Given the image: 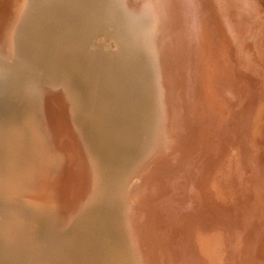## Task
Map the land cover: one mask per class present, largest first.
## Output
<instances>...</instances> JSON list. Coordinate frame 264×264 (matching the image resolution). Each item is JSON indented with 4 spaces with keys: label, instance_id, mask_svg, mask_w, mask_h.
<instances>
[{
    "label": "bare ground",
    "instance_id": "obj_1",
    "mask_svg": "<svg viewBox=\"0 0 264 264\" xmlns=\"http://www.w3.org/2000/svg\"><path fill=\"white\" fill-rule=\"evenodd\" d=\"M10 1H14L13 14L10 20H5V28L1 30L0 27V98L17 96L26 102L31 112L21 117L22 123H16L12 118L9 126L0 124V260L4 264H198L195 259L189 263L187 258L171 250L167 244L170 237L166 239L161 232L167 219L177 221L182 227L188 223L186 214H182L187 203L175 218L169 217V211L165 210V200L176 198L179 191L183 198L189 199L185 193L190 187H185L190 180L186 177L190 169L187 164L200 137H192L190 126L194 109L189 90L195 79L191 70L194 68L189 66V55H192L191 50L196 51V45L193 49L188 48L187 33L192 27L188 30L184 0ZM5 2L7 0H0V8ZM215 2L202 0L212 28L213 41H210L213 43L209 42L210 46L219 42L216 38L220 35L214 34L217 30H221L223 40L228 35L226 17ZM245 5H249V1L244 0L240 6ZM206 24L204 28L209 27ZM231 36H227L229 40ZM99 39L112 41L117 49L113 51L103 43H97ZM233 48L236 58L238 49L235 45ZM230 69L234 70L232 66ZM239 76H236L237 80ZM236 85L233 86L236 88ZM263 102L261 100V104ZM51 103L64 110L75 153L66 152L64 143L61 144L57 137ZM258 103L259 100L256 103L259 106ZM256 109L257 106L251 103L237 111L244 117L240 121L243 131L248 134L253 123L248 114H255ZM77 122L86 126L85 133L83 127H78L82 133L74 129ZM255 124H252L253 129ZM242 138L236 144L252 155L249 147L253 135L250 141L244 139L245 148L241 145ZM254 156L249 160L262 168L264 149L253 153ZM249 160L247 158L246 162ZM179 175L186 178L182 190L177 186L181 183L176 179ZM174 187L175 191L171 193ZM36 197L39 201L34 200ZM77 202L76 209L82 208L80 228L65 229L67 206ZM234 208L240 209L239 206ZM252 218L242 227L245 230L240 240L236 230H241V223L239 229L227 230L226 235L223 233L226 237H222L229 245L225 253L226 264H229L228 255L232 259L230 263H238L237 256H233L236 255L234 250L251 236L246 232L253 223ZM236 221H239L237 217ZM251 232L249 230V234ZM260 233L259 239L264 244V227ZM199 236L196 242L200 244L203 236ZM207 238H211L213 248L221 254L218 256L224 255L220 238L214 235ZM213 250L203 249L208 253L203 259L205 263L219 264L214 261L217 258L213 256ZM237 255H240L239 251ZM260 256L264 254L260 252ZM252 257L247 256L243 263L255 264L256 255Z\"/></svg>",
    "mask_w": 264,
    "mask_h": 264
},
{
    "label": "rangeland",
    "instance_id": "obj_2",
    "mask_svg": "<svg viewBox=\"0 0 264 264\" xmlns=\"http://www.w3.org/2000/svg\"><path fill=\"white\" fill-rule=\"evenodd\" d=\"M246 1L247 2L249 1V5L240 6L241 3L244 2V0H234V1L233 0H216V2H215L217 4L216 7H218V9L221 12H223L224 16L226 17L227 22H225V27L228 31V35H226V39L224 38V40H223L224 35L222 34L220 29L217 30L218 32L216 31V29H218V27H217V25H215L216 26V28H215L216 32L214 34L217 36L219 34L220 38L219 37L216 38V41H219L217 43V45L214 46L213 44H211V46H210L209 42L213 43L212 42L213 37L211 34L212 28L208 22V18H209L208 11H206V9L204 7V3H202V0H198V1L197 0H186V1L184 0L185 5H186V6H184L185 7L184 9L187 12L188 22H189V26H190V28H188V30L191 29V27H192V30H189L188 31L189 33H187L188 34V42L189 41L191 42V43L190 42L188 43V48L193 49V47H195V45H196V47H195L196 51L194 49H193V51L192 50L190 51V49H188L190 51V54H192V55H189L190 60H191V64H192V65L190 64L189 66H190V68H194L191 70L193 72L192 76L195 79V80L193 79L194 82H193L192 90H189L192 93L191 107L194 109V110L191 109L194 112H192V117L190 120V126H191L193 132L191 130L190 131L192 132V135H193L192 137H195V136H196V138H197V136L198 137L200 136V137L196 141V145H195V148L197 147L198 149L197 148L194 149L193 153H192V154H195V152H196V154L195 155L191 154V161L187 164V166H188L187 168H190L192 170L189 169V173H187L189 175H186V177L190 180H188L187 185L185 187H189V186L190 187L187 188L186 191L184 188L183 192L185 191V193L188 195L189 199L183 198V196H181L180 191H179V192H176V194H177V195H175L176 198H170L168 200H165V205L167 204L166 205L167 207L165 206V210L167 212L169 211L168 212L169 217L172 215L175 218L176 217L178 218V214H180V212H183L182 211L183 209H181V208L183 205H185L187 203V205H186L187 207L184 208V212L182 214L183 215L186 214V219H187L188 223H187V225H184L182 227L177 221H175V220L174 221H170V220L168 221V219H167V221L165 222L166 224L164 225V228L161 230V232L163 233L162 235H164V237L166 236L165 237L166 239H168L169 237L171 238V239L169 238L167 240L168 247L171 250H174L178 255H180V257H183V258L185 257L184 259L187 258L189 263L194 262V259H195V263L199 264L200 260L202 259L200 264L201 263L202 264H209L208 262L205 263L203 261V259L205 258L204 256L208 254L206 251H208V250L210 251L211 248H212V250L214 249L213 252L215 251V248H213V247H215L214 243L211 241V238H209L212 235H214L215 237L220 238L219 240L221 241V243L223 245V252H224V255H222L223 257L222 256L219 257L221 254H219L218 251H215L216 253L214 252L213 256L215 255L216 257L215 256L214 257L217 259H215L214 261H215V263L218 262L219 264H226L224 262V260H226L225 253H226V247H228L229 245H226L227 240H225L226 238H224L222 236L224 234L225 235L227 234V232H226L227 230L233 229V231H235V229H239L238 225H239V223H241L240 225H242V226H240V229L243 231L241 232V230H238V232H237V230H236L237 237L240 240L241 237L244 236L243 233H244L245 229H243V228L246 224V220L252 218V216L254 215L252 219H253V223L254 222H256V223H254V224L251 223L252 225L248 226L250 228H247L248 232H246V233H248V235H251V236L247 235L248 236V237H246V239L248 238L246 240L247 243L243 242V245L241 244L240 248L238 246L236 251L234 250V252H236V255H234L235 253L233 252L234 253L233 256L234 257L237 256V258H238L237 264H240L239 262H242L241 264H244L243 262H245V259H247L246 258L247 256H248V258L252 259L253 258L252 256H255V255H256V257H254L256 259L255 264H264V256H262V257L260 256V252H261V254H264V251L262 252V250H264V247H263L264 244L259 239L260 234H261L260 233L261 229H262V227H264V223H263L264 222V220H263V218H264V166L262 168H260L261 165L259 167H257L254 162H251L252 159H251V161L249 160L250 158H255V156L253 157V153H256V152L264 149V141H263V137H264V129H263L264 128L263 127L264 126V123H263L264 122V102L261 104V100L264 101V1H262V0L261 1H259V0H246ZM13 2L14 1L7 0V2H5L3 4L2 8H0V27H1V30L3 28H5L6 22L11 19V15L13 14V9L15 8L13 5ZM197 3H198V9H197ZM202 4H203V6H202ZM238 5H239V7H238ZM246 7H248V8H246ZM243 8H244V10H242ZM248 9L251 10V12ZM196 12H198V14H200V15L198 16V14ZM243 16H244V18H243ZM203 17H204L205 21L202 20ZM200 19H201V21H200ZM5 20H7V21H5ZM202 21L204 24L207 23L209 25V27L206 26V28H204L205 25L202 23ZM199 24H202L203 28ZM215 24H216V22H215ZM196 26H197V28H196ZM197 29H199V30H197ZM202 30L207 34L205 35V33H203ZM200 32H202V33H200ZM189 34H190V36L192 35L191 38H194L195 40L191 39V38H190L191 39L190 40ZM202 34L205 35V39L203 38L204 35H202ZM230 35H232L230 37V40H233V42L230 41L227 37ZM193 40H194V42H193ZM196 40H197V42H196ZM203 40H205L204 42H206V40H207L208 43L202 42ZM210 40H212V41H210ZM108 41L109 40H106V39L105 40L99 39V40H97V43H100V44L103 43L110 50L115 51L117 49V45L113 44L112 41H109V43H108ZM229 41L231 42V44ZM189 44H193V45L191 46ZM232 44L235 45L238 49L239 54L237 53L238 56L236 55V58L233 55V53H234L233 49L234 48H233ZM109 45L112 48H110ZM208 46H209V48H208ZM210 47H211V49H210ZM197 49H198V51H197ZM203 49L204 50L208 49V50L204 51ZM212 54H215V55H212ZM222 55H223V57H222ZM195 56H197L198 58L197 57L195 58ZM215 58H218V59L216 60ZM192 59H193V61H192ZM194 60L196 61L195 62L196 64L194 63ZM233 63H234V65H233ZM223 64L226 65V68L228 67L227 68L228 70H229V66L230 67L232 66V68H234V70L230 69L228 71L225 68V65L223 67ZM235 64H236V66H235ZM193 65H196L197 67L200 66V68L197 69V68H195L196 66H193ZM237 65H239V67H237ZM239 68L242 69V70L240 69L242 71V73L239 70ZM222 69H224V70L222 71ZM235 69L239 70L240 72L236 71ZM216 70H218L217 72H219V74L216 73ZM235 71L237 72V74ZM224 72L230 73V74L227 75ZM240 73L242 75L241 77L239 76ZM215 74L218 76V78ZM224 74H225V76H224ZM194 75H195V77H194ZM212 75H214V76H212ZM234 75L239 76L238 80L236 79L237 78L236 76L234 78ZM226 76H228V77H226ZM239 80H241V81H239ZM234 82L237 85L234 84ZM210 84L212 85V87ZM233 85L234 86L236 85V88ZM230 87L232 88V90ZM233 89H234V91H233ZM193 90H194V92H197V91H199V92H197V94H196L193 92ZM259 92H261V93L259 94ZM187 98L189 99L188 95H187ZM227 99H229V101ZM258 100H259V103H258L259 106L256 104L258 102ZM56 103H58V102H56ZM251 103L256 105L257 109H256L255 114H253V112H252V114L249 113L248 117H250L249 119L253 120V123H252L253 125L255 123H257V124H255L256 125L255 129H253L254 126L251 124V127L249 129L250 133L248 134L247 132L243 131V128H242L243 125L240 121V118H244V117H241L237 111H241L243 109V106H245L246 104L247 105L251 104ZM51 106H50L52 109L51 110V113H52L51 117L53 116L52 118L56 123L55 126L57 128L56 129L57 137L59 136L58 139L60 140V143L61 142H62L61 144L64 143V145H65L64 149L66 152H68L70 154L72 152L75 153L76 152V150L74 148L75 145H73L74 142L71 139V138H73L72 132L70 129H68L69 126H68V122H66V118H65L66 116H65L64 110H59L58 107L54 105V103H51ZM9 109H10V111H9ZM20 109L22 110V112L24 114L21 113ZM15 110H17V111H15ZM29 110L30 109L26 106L25 101H22L17 96L12 97V99H10L9 101H6V102L0 104V124L7 127V126H9L8 123L12 118H15V120H12V121H14L16 123H22L23 118H21V117H25L26 115H30L31 111H29ZM2 111H4V112H2ZM11 111L12 112L15 111V112L12 113ZM8 112L12 113V114L11 113L9 114L11 116H8ZM197 112H199V113H197ZM57 113H58V115H56ZM19 115H20V117H19ZM54 115H56V116H54ZM16 116H17V118H16ZM56 117H58L59 119H57ZM75 124H76V126L74 125L75 126L74 129L76 131H78L77 133H79V132L82 133L83 131L85 133L87 131V128H86V126L83 125V123L77 122ZM78 127L80 129L83 127L82 128L83 131L81 132ZM200 127H201V131L199 130ZM58 129H60V130H58ZM202 130L204 132H202ZM202 133H203V135H202ZM252 135H253V143H251L250 147L248 145L249 149L253 152L251 155L249 150H245L247 152H244L243 151L244 149L242 150L241 147H239V145L236 144L237 143L236 141L239 138L243 137L241 140V145H242V148H245L244 139L248 138V140L250 141V139L252 138ZM66 137H67V140L65 139ZM70 139L72 142L70 141ZM202 142H203V144H202ZM199 144H201L202 146L201 145L199 146ZM199 147H202L201 152H199ZM74 150H75V152H74ZM78 152L79 151H77V153ZM203 153H204V155H203ZM54 156H56V155H54ZM197 156H199V157L201 156V158H199ZM192 157H195V158H192ZM247 158L249 161L246 162ZM194 160H196V161H194ZM199 161H200V163H199ZM251 163L254 165H252ZM200 165H202V166H200ZM203 170H205V171H203ZM198 172H201L200 175ZM203 172H205L206 175ZM216 173H217V175H216ZM203 175L208 176L209 179H207L208 177L202 178L201 176H203ZM184 177H185V175L184 176L179 175L176 178L177 180L179 179L181 181V183L177 185L179 187V188L177 187L179 190H182V186H181L182 182H183V180L186 179ZM206 179H207V181H206ZM198 181H200V182H198ZM240 182H241V185H240ZM189 184H191V185H189ZM174 191H175V187L173 188V191H171V193ZM221 192H223V193H221ZM203 197H204V199H203ZM212 197H215V199ZM217 199H218V202H216V204H217L216 205L215 201H217ZM34 200L39 201V200H37V197H36V199L34 198ZM242 201H243V203H242ZM73 204L74 203H72V204L70 203L67 206V213H66L67 223L63 226V228L69 229V230L74 229L76 227L80 228L79 218L82 216V210H81L82 208L79 210L76 209L78 202L76 204H74V206H73ZM169 204L171 205L170 207H169ZM228 204H229V207H228ZM172 205H173V207H172ZM205 205H207V206H205ZM230 205H231V207H230ZM194 206H196V207H194ZM233 206L237 207V208L239 206V208L241 210L235 209ZM168 207H169V209H168ZM243 207L245 209H243ZM230 208H232V209L230 210ZM233 208L235 209L234 211H233ZM206 210H208V211H206ZM262 210H263V212H262ZM73 211H74V214L73 213L71 214V212H73ZM243 211H246L247 214H246V212L244 214ZM167 212H166V214H167ZM258 212L260 213V215L257 214ZM68 213L73 217H69L70 215ZM205 213L207 214L208 218H207V216H205L206 215ZM238 213H239V215H238ZM235 215L237 217V220H239V221H236ZM241 216H242V218L240 219ZM257 216L258 217L260 216V217L258 218ZM166 217H168V216L166 215ZM179 218H180V215H179ZM206 218L208 220H206ZM171 220H172V217H171ZM236 222L238 223L237 226H236ZM67 224L69 226H66ZM257 224H260V226H258ZM233 226H235V227L233 228ZM251 226H254L256 228V230H254V227L251 228ZM186 227H188V228H186ZM246 227H247V225H246ZM194 230H196V231H194ZM249 230H250V232L252 230L251 234H249ZM217 231L219 233H217ZM192 232L194 233V235H191V234H193ZM196 234H198V236L200 235V236L204 237V239H203V237H201V243L200 244H199V242H196V239L198 238V236ZM188 236H189V238H188ZM193 237L195 239H193ZM206 238L208 240H206ZM257 239H259V240H257ZM169 240H171V241H169ZM187 240H189V241H187ZM209 240H210V242L207 243V241H209ZM258 241H260L261 244L258 243ZM192 242H193V244H192ZM249 242H251V243H249ZM177 244H178V246H176ZM209 244H211L212 246H210ZM256 244H257V246H256ZM255 246H256V248H255ZM260 246H262V247H260ZM241 247H243V248L245 247V249H243ZM203 249H205L206 251H203ZM256 249H258V251H260V252H258ZM237 250L239 251L240 255H237L238 254ZM191 252H192V254H191ZM242 252L243 253L247 252L246 254H249V255H246L245 253L243 254ZM253 252H255V253H253ZM228 254H230V253H228ZM186 255H188V256H186ZM242 255H245V256L243 257ZM257 255H258V258H257ZM241 256H242V258H241ZM228 257H229L228 258L229 264H234V263H230L232 260V259H230L231 256L228 255ZM234 257H233V259H235ZM196 260H198V262H196Z\"/></svg>",
    "mask_w": 264,
    "mask_h": 264
},
{
    "label": "water",
    "instance_id": "obj_3",
    "mask_svg": "<svg viewBox=\"0 0 264 264\" xmlns=\"http://www.w3.org/2000/svg\"><path fill=\"white\" fill-rule=\"evenodd\" d=\"M8 97H2V98H0V104L4 103L6 101H9L10 99ZM0 264H4L3 261L0 260Z\"/></svg>",
    "mask_w": 264,
    "mask_h": 264
}]
</instances>
